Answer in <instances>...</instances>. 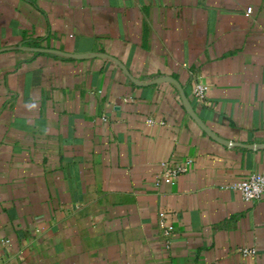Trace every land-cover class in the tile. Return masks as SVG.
I'll use <instances>...</instances> for the list:
<instances>
[{"label":"crops","instance_id":"0c3cea01","mask_svg":"<svg viewBox=\"0 0 264 264\" xmlns=\"http://www.w3.org/2000/svg\"><path fill=\"white\" fill-rule=\"evenodd\" d=\"M253 173L264 0H0V264H264Z\"/></svg>","mask_w":264,"mask_h":264},{"label":"built area","instance_id":"2783aa9c","mask_svg":"<svg viewBox=\"0 0 264 264\" xmlns=\"http://www.w3.org/2000/svg\"><path fill=\"white\" fill-rule=\"evenodd\" d=\"M252 9L248 10L250 14ZM196 97L203 101L206 98V89L203 85H198L195 91ZM152 122V120H149ZM193 165V161L188 159L183 163H175V164H164V171L162 172V179L167 180L170 183H174L176 178L181 174L187 173ZM232 189L238 191L243 200L246 202H254L259 201L264 197V175L253 173L249 176L239 180L238 182L232 185ZM160 217L162 219L161 226L165 228V233L170 235L174 230L173 226H167L163 219L165 218V214L161 213ZM246 254L254 253L253 249H245L243 250Z\"/></svg>","mask_w":264,"mask_h":264}]
</instances>
